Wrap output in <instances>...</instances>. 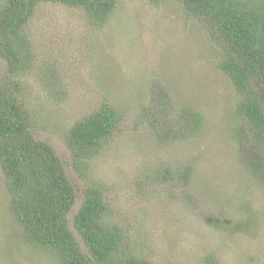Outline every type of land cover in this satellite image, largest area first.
<instances>
[{
	"label": "rangeland",
	"instance_id": "obj_1",
	"mask_svg": "<svg viewBox=\"0 0 264 264\" xmlns=\"http://www.w3.org/2000/svg\"><path fill=\"white\" fill-rule=\"evenodd\" d=\"M23 33L34 62L22 96L34 136L54 147L75 189L73 231L84 190L100 185L110 219L138 258L202 264L213 255L220 264H264V153L248 156L254 151L235 115V88L201 23L177 0H117L103 27L90 25L78 8L41 2ZM157 86L169 93L168 119L184 104L197 112L201 125L192 136L156 134L143 121ZM104 101L120 121L87 167L75 168L66 134ZM185 165L193 171L188 184L160 177L166 166ZM8 204L0 166V264H57L24 240Z\"/></svg>",
	"mask_w": 264,
	"mask_h": 264
},
{
	"label": "trees",
	"instance_id": "obj_2",
	"mask_svg": "<svg viewBox=\"0 0 264 264\" xmlns=\"http://www.w3.org/2000/svg\"><path fill=\"white\" fill-rule=\"evenodd\" d=\"M156 2L159 0H151ZM185 13L203 26L219 49V69L237 94L235 115L243 122L248 140L258 157L264 153V0H177ZM41 2L62 3L82 10L86 21L107 24L117 0H0V166L7 181L8 209L21 227V236L34 247L50 252L57 264H157L138 258L129 248L123 228L110 219L109 206L100 185L84 190V199L70 227L68 214L76 193L64 162L54 147L34 136L21 82L34 62L31 42L23 31ZM154 107L141 118L149 129L185 139L200 127L201 119L190 105H183L171 119L169 93L152 87ZM163 112L161 115L160 113ZM165 114V115H164ZM160 115V117H159ZM121 115L104 101L68 130L66 144L75 168L87 167L89 159L115 131ZM151 129V131H152ZM244 153H240L241 160ZM163 179H183L188 184L191 165L164 167ZM169 169L173 174L169 176ZM174 170V171H173ZM159 178V176H157ZM202 264H220L213 255Z\"/></svg>",
	"mask_w": 264,
	"mask_h": 264
}]
</instances>
